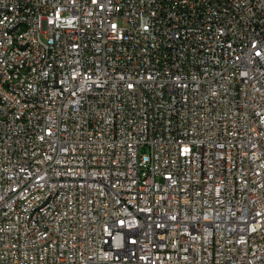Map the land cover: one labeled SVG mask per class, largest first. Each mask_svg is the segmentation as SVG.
<instances>
[{
	"label": "built area",
	"instance_id": "2783aa9c",
	"mask_svg": "<svg viewBox=\"0 0 264 264\" xmlns=\"http://www.w3.org/2000/svg\"><path fill=\"white\" fill-rule=\"evenodd\" d=\"M0 264H264V0H0Z\"/></svg>",
	"mask_w": 264,
	"mask_h": 264
}]
</instances>
